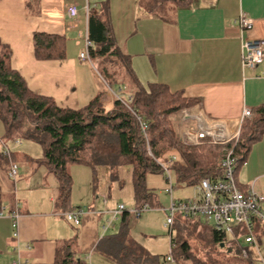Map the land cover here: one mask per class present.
I'll return each mask as SVG.
<instances>
[{
  "label": "crops",
  "instance_id": "obj_1",
  "mask_svg": "<svg viewBox=\"0 0 264 264\" xmlns=\"http://www.w3.org/2000/svg\"><path fill=\"white\" fill-rule=\"evenodd\" d=\"M98 1L88 0L91 7ZM71 3L78 6L75 18L67 13ZM86 3L87 0H0V42L11 50L13 68L34 92L51 96L61 106L74 109L87 105L99 91H105L103 99L108 106L113 100L114 90L100 74L97 63L81 58L89 29ZM155 3L156 0L109 2L117 44L131 56L133 69L143 85L167 84L172 91H182L187 97L199 99L198 104L188 108L192 113L202 108L210 118L231 124L244 108L254 109L264 104V58L253 69L243 67L238 22L240 14L246 13L254 21V32L264 38V0H194L191 6H179L175 10L170 7L168 12ZM35 32L64 35L65 56L37 58ZM17 139L20 140L18 145ZM0 140L3 150L5 145L10 148L12 161L18 164L22 157L28 164L21 168V180L28 181L23 191L18 188L17 179L9 177L10 167L0 168L3 195L0 264H51L59 245L68 240H75V249L89 264H119L99 252L96 245L110 229L116 232L115 220L121 225V213L114 218L118 206L109 209L108 197L115 184L128 181L133 185L132 168L120 166L114 179L101 168L95 185L89 166L71 165L70 206L84 210L81 223L76 225L68 221L63 216L66 211L57 206L59 183L49 168L39 164L36 160L39 157L30 155L28 149L19 151L21 138L12 140L15 145L2 141V137ZM101 170L104 174L100 177ZM235 176L241 187L254 184L255 189L264 194V136L253 144ZM32 181L41 192L33 193L35 188L29 184ZM147 187L153 193L152 207L160 206L167 219V209L174 197L170 194L169 206H163L156 192L161 189L168 193L165 176L149 174ZM15 210L19 213L16 227L12 216ZM109 220L112 224L105 230L104 225L107 226ZM139 220L138 224L143 217ZM257 245L258 238L255 248Z\"/></svg>",
  "mask_w": 264,
  "mask_h": 264
},
{
  "label": "trees",
  "instance_id": "obj_2",
  "mask_svg": "<svg viewBox=\"0 0 264 264\" xmlns=\"http://www.w3.org/2000/svg\"><path fill=\"white\" fill-rule=\"evenodd\" d=\"M164 1L160 4V0H156L155 4L166 12L170 7L175 10L194 2ZM109 2L99 0L91 7L88 39L92 43L89 48L91 59L97 63L102 77L110 87L113 84L110 77L119 85L116 95L110 93L113 98L110 106L103 99L105 91H99L87 105L77 109L61 106L53 97L34 92L21 73L13 68L11 50L0 42V119L5 128L2 141L21 138L42 145L43 155L36 160L56 176L59 183L56 202L64 211L79 209L70 206L73 185L70 167L73 164L89 166L95 185L99 169H106L114 179L120 166H130L137 208L144 203L152 206L153 193L147 187L149 174H163L168 184L161 163L175 175L181 186L197 188L204 178H224L221 160L225 145L207 140L199 144L182 143L172 118L177 112L198 104L199 99L187 97L182 91H172L164 83H141L133 69L131 56L117 44ZM65 46L64 35L34 33L35 54L39 59L63 58ZM109 61L115 70L110 69ZM251 110L252 115L245 120L239 141L227 144L234 147L237 156L235 175L247 160L253 144L264 136V104ZM142 123L147 126L146 130L142 129ZM10 157L0 145V168L9 169L11 160H14L12 153ZM2 203L0 193V212ZM131 217L129 210L121 212L118 231L103 235L96 245L99 252L119 264H207L208 261L191 251V233L197 228H202L203 234H209L216 242L218 249H213L211 254H224L227 244L236 245L237 251H241L243 245L247 246L245 240H240L249 233L244 225H237L232 235L234 239L228 241V235L217 230L213 221L203 216L178 214L174 224L166 226L169 228L170 252L152 254L131 236ZM254 235L256 240L259 239L260 234ZM200 238L204 239L203 236ZM222 243H225L223 248L220 247ZM74 246L75 240L61 243L51 264H89ZM169 255L174 261L168 260ZM217 258L214 257L216 260L212 264H257L251 257L227 256L226 261Z\"/></svg>",
  "mask_w": 264,
  "mask_h": 264
},
{
  "label": "built area",
  "instance_id": "obj_3",
  "mask_svg": "<svg viewBox=\"0 0 264 264\" xmlns=\"http://www.w3.org/2000/svg\"><path fill=\"white\" fill-rule=\"evenodd\" d=\"M86 12L89 15L91 10L90 3L87 0ZM69 17L75 18L78 13L76 3H71L67 7ZM241 39H242V65L244 68H255L264 58V38L254 32V21L246 13L242 12L238 19ZM86 49L81 52V58L92 62L89 48L92 43L86 36ZM130 100V98H129ZM252 110L244 108L240 117L231 124V122L212 119L202 108H199L196 113H192L190 109L185 108L181 111L182 124H188L189 127L179 135V140L184 144H199L204 140L211 143L223 144L224 155L221 160V166L224 169V178L220 180H212L204 178L197 186L196 194L189 200L174 201L168 207V216L165 226H172L175 217L180 214L182 216H203L215 223L216 229L226 235H233L237 225H244L248 228L249 233L245 235L244 242L246 245H255L256 238L253 232V222L264 220V211L262 204L264 203V194L257 191L254 184H247L242 188L235 176V168L237 156L235 155L234 147L228 146V143H237L241 136L243 124L246 119L250 118ZM142 129L146 130L147 126L141 124ZM15 143L20 144L17 139ZM4 152L10 157L11 150L8 146H4ZM167 173V191L172 193L173 184L171 172L168 167L161 163ZM18 164L11 160L9 177L17 179ZM149 203H144L141 208L127 209L125 204H119L114 210V218L123 212L129 210L133 218H139L141 214L150 209ZM84 210L82 208L74 211H66L63 216L68 221L76 225L81 223ZM3 212H0V216ZM14 218V227L17 226V218L19 213L17 210L12 212ZM112 224V220L108 221L106 230ZM242 251L247 254L248 250L245 245L242 246ZM169 261H174L173 256L169 255Z\"/></svg>",
  "mask_w": 264,
  "mask_h": 264
},
{
  "label": "rangeland",
  "instance_id": "obj_4",
  "mask_svg": "<svg viewBox=\"0 0 264 264\" xmlns=\"http://www.w3.org/2000/svg\"><path fill=\"white\" fill-rule=\"evenodd\" d=\"M82 46L84 49V43L82 42ZM108 62V61H107ZM110 63V69L115 70L113 67V64ZM89 65V64H88ZM117 71H120L118 68H116ZM100 71L103 72L101 66ZM113 84L112 87V95H116V91L119 90L118 83H115L113 78H109ZM182 111V110H181ZM181 111L177 112L172 116L174 120L175 127L177 129L178 134H181L184 129H187L191 123L185 124L184 126L180 123L181 120ZM5 129L4 125L0 119V137H4ZM22 145L19 147V151H23L24 149L29 150V154L33 155L34 157H41L43 155V149L42 145L27 139H21ZM8 143L10 145H15L12 140H8ZM30 145V146H29ZM17 147V146H15ZM28 165L26 161L21 157L18 160V167L19 169V177L17 178L16 183L19 185L18 188L22 189L21 191L27 189L26 185L28 186V181L26 179L21 180V168L22 166ZM43 169H46L45 166H43ZM104 172L101 170L100 177L103 175ZM171 179L173 184V190L172 195L175 198V200L183 199L186 200L188 198H191L194 193L196 192L195 186H181L178 185L176 182L175 175L171 173ZM56 181V180H55ZM32 189L35 188L34 194L41 192V190L37 188L34 181L29 183ZM157 194H159L163 206H169L170 203V192L166 193L164 190H156ZM103 199V197L101 198ZM110 201V202H109ZM113 202L115 204L113 205ZM125 204L127 209L135 208V198H134V188L133 185L125 181L123 184H115L114 188L111 189V194L108 197V204L107 207L109 209L117 207L119 204ZM264 204V203H263ZM262 204V210L264 211V205ZM121 217V215H119ZM143 217V221L138 224ZM166 220V214L164 210L160 207H152L148 210H145L142 213V216L140 218H132L131 221V232L134 239L142 244L147 250L152 254H166L170 252V235H169V228L164 226V221ZM116 224L118 225V229L120 226V222L118 220H115ZM137 221V222H136ZM212 224V223H211ZM118 229L116 231H118ZM196 230V231H195ZM114 230L113 228L110 229L109 233H112ZM177 232V227L174 228V234ZM253 232L255 234H260L258 239V245H247V254H244V252L237 251L236 245L227 244V247L224 252V254L221 255H215L211 254V251L213 249H218L216 242L212 241L209 234H203L202 228L193 229L191 233V251L198 257L205 259L208 261L207 264H212L216 259L214 257H218L221 260L226 261V257H244V258H253L257 261V264H264V220H257L253 222ZM204 237V239L200 237ZM209 238V239H206ZM228 241H231L234 239L232 235H228L226 237ZM242 242L244 241L243 238H240ZM233 243V242H232ZM223 248L224 246H221ZM217 258V259H218ZM235 259V258H234Z\"/></svg>",
  "mask_w": 264,
  "mask_h": 264
},
{
  "label": "water",
  "instance_id": "obj_5",
  "mask_svg": "<svg viewBox=\"0 0 264 264\" xmlns=\"http://www.w3.org/2000/svg\"><path fill=\"white\" fill-rule=\"evenodd\" d=\"M224 245H225V243H222V244H221V246H224Z\"/></svg>",
  "mask_w": 264,
  "mask_h": 264
}]
</instances>
